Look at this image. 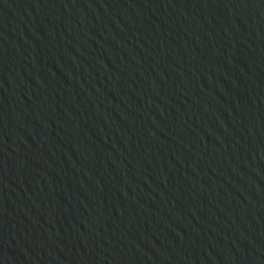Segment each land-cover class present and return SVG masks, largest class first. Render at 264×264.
I'll return each mask as SVG.
<instances>
[{
    "label": "water",
    "instance_id": "water-1",
    "mask_svg": "<svg viewBox=\"0 0 264 264\" xmlns=\"http://www.w3.org/2000/svg\"><path fill=\"white\" fill-rule=\"evenodd\" d=\"M0 264H264V0H0Z\"/></svg>",
    "mask_w": 264,
    "mask_h": 264
}]
</instances>
